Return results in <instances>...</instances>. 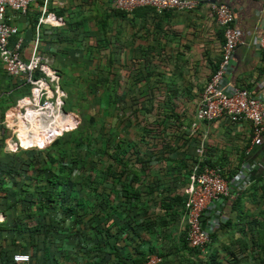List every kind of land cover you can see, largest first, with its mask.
<instances>
[{
    "label": "trees",
    "instance_id": "16d2710c",
    "mask_svg": "<svg viewBox=\"0 0 264 264\" xmlns=\"http://www.w3.org/2000/svg\"><path fill=\"white\" fill-rule=\"evenodd\" d=\"M34 4L40 6L42 1L35 0L28 11ZM108 6L113 15L129 12L115 8L111 0ZM140 9L154 11L140 7L131 12ZM28 11L24 16L33 31L40 9L36 8L33 16ZM48 11H54L62 19L63 27L75 31V40L83 41L90 37V33L94 36L95 44L86 45L89 55L108 42L105 34L110 14L66 20L63 7L53 1ZM90 21L94 22V28L87 25ZM62 37L68 39V35ZM90 59L88 57L86 61ZM145 69L148 77L153 75L149 66ZM105 70L110 68L107 66ZM142 74L141 68L134 85L142 81ZM118 79L119 76L109 80L106 74L101 77L105 88L98 101L106 113L116 107L121 97L116 93ZM152 86L151 83L145 88L140 87V93L146 94ZM29 92L30 85L25 83L24 77L9 76L0 67V156L4 139L10 136V131L1 123L3 116L18 98ZM167 92H164L160 104L165 112L161 119L165 127L172 118L180 117L175 111L177 97L174 91ZM63 108L72 111L66 102ZM141 108L147 107L143 105ZM81 119L78 127L67 136L56 138L46 148L19 149L8 156L11 160L0 157V212L7 215L10 211L12 214L10 220L5 218L0 223V264H10L12 255L17 252L29 253V264H140L149 254L164 256L159 240L164 235L161 225L178 221L182 216L185 195L179 189L186 186L192 166L199 163L201 169L204 163L218 164L223 167L224 174L229 170L220 161H198L197 136L174 135L157 154L151 153L143 159L137 143L112 131L107 137L101 134L96 138L93 131L96 118L82 114ZM131 152L142 163L139 169L131 168L129 164ZM153 156L162 162L159 170L149 169V158ZM94 157L98 158L96 163L88 167V159ZM108 158L110 161L106 163ZM117 165H121L120 170ZM151 206L159 212L153 217L148 216L154 213L149 211ZM223 225L226 221L210 234V239ZM258 228L257 232L264 238V221L258 224ZM184 232L180 238L183 249L189 250L190 254H199L198 249L189 246ZM261 254L264 257L263 242ZM164 262L162 258L158 264ZM261 263L264 264V260Z\"/></svg>",
    "mask_w": 264,
    "mask_h": 264
},
{
    "label": "crops",
    "instance_id": "0c3cea01",
    "mask_svg": "<svg viewBox=\"0 0 264 264\" xmlns=\"http://www.w3.org/2000/svg\"><path fill=\"white\" fill-rule=\"evenodd\" d=\"M53 1L63 7L66 20L110 14L105 34L108 42L103 43L102 52L107 53L111 62L127 57L131 67L138 63L143 70L144 88L159 82L163 97L167 90L174 91V95L182 99L178 111L186 124L194 121L203 88L221 59L223 29L211 12L210 2L225 3L232 9L235 25L240 31V42L232 54L227 79L234 86L264 99V52L257 46L264 31V0H199L197 7L189 11L170 10L156 14L149 9H140L125 15L111 14L110 0ZM94 5L99 9V15L90 12ZM36 8L40 6L34 4L28 14L33 16ZM9 14L28 45L33 37L29 20L26 16ZM63 34L68 35V39H64ZM70 34L74 35L75 31L63 26L44 25L42 29L41 48L48 46L55 66L62 68L69 64L67 59H72L78 51L77 47L73 48L72 40L75 39L69 37ZM145 66L154 72L150 77ZM188 103H192L190 108ZM199 126L208 137L206 151L200 159L223 162L229 169L225 170V176L233 189L219 205L226 225L211 237L206 248L208 255H194L181 246L180 238L185 231L183 215L178 221H167L161 225L164 235L160 239L164 264H206L205 260H209V264H262L264 238L257 232V226L264 221V133L258 141H252L248 122L232 123L226 117L201 122ZM11 154L4 146L0 157L11 160L8 157ZM244 171L248 173L245 188L235 190L237 180L243 178L240 172ZM6 214V220H10L11 212Z\"/></svg>",
    "mask_w": 264,
    "mask_h": 264
},
{
    "label": "built area",
    "instance_id": "2783aa9c",
    "mask_svg": "<svg viewBox=\"0 0 264 264\" xmlns=\"http://www.w3.org/2000/svg\"><path fill=\"white\" fill-rule=\"evenodd\" d=\"M35 0H0V66L12 77H24L30 85V92L21 96L7 109L1 123L10 131L5 140V150L15 152L19 149L46 148L64 132L79 123V117L65 110V92L60 86V75L48 55V46L41 48L44 25L61 27L63 21L54 11H48L53 0H41L40 14L28 44L20 34L19 26L11 21L9 13L26 15ZM114 7L124 11L149 7L156 13L165 11H189L197 7L199 0H111ZM60 5L58 1H53ZM210 9L216 22L223 29L221 59L217 69L211 73L201 93L194 113V121L187 126L193 133L201 122H211L226 117L232 123L248 122L252 129V141H258L264 133V99L251 94L244 88L236 87L227 75L231 66L232 54L240 42V31L235 25L232 9L225 3L210 2ZM260 52H264V31L257 41ZM29 52L27 53L26 48ZM204 139L198 144L196 156L201 161L204 155ZM199 163L192 166L191 174L183 188V228L190 247L206 255L210 234L226 218L219 205L231 191L224 169L218 164ZM243 178L237 180L235 190H243L248 173L240 172ZM5 215L0 212V223ZM264 245V242H263ZM30 255L17 252L12 255L10 264H29ZM162 256L157 253L147 255L140 264H158Z\"/></svg>",
    "mask_w": 264,
    "mask_h": 264
},
{
    "label": "rangeland",
    "instance_id": "374dc122",
    "mask_svg": "<svg viewBox=\"0 0 264 264\" xmlns=\"http://www.w3.org/2000/svg\"><path fill=\"white\" fill-rule=\"evenodd\" d=\"M97 10L99 9L94 5L90 12L99 15L100 12ZM87 25L90 28H94L93 21H90ZM69 37L73 39L76 38V33L74 35L70 34ZM45 43L50 45L48 42H43V44ZM72 43L74 50L76 47L78 48L76 55H73L75 58L67 59L69 64L62 68L54 64L53 66L60 75L59 83L65 92L63 101L66 102V106L72 110L70 112L75 113L77 116L80 115L79 117L81 118L82 114L93 115L96 118L97 124L93 130L95 131L96 138L101 134L107 137L112 132L118 134L119 137L129 138L139 145L142 151L140 157L143 159H147L151 153H154V155L157 154V151L163 144L170 142L174 138V135L178 134L185 135L184 137L197 136L199 143L204 139V151H206L208 139L206 132L204 133L202 129H199L191 133L187 128L190 123H184V121L181 120L183 117H179L178 119H176V117L172 118L168 127H165L161 123V119L165 114L163 108H160L161 101L163 100V87L161 88V84L152 82L153 86L146 91V94L140 93L139 88L143 87L144 82H137L136 85H134L135 78L138 77L137 73L141 71L142 68L138 63H136L134 67H131L130 63H127V57L124 59L119 58V61L113 60V62H111L107 57V53L102 52L101 49L96 52H91V55H89L86 45L95 44L94 36L91 33L90 37L83 39V41H81V39L72 40ZM26 50L28 53V47ZM48 55L52 57L51 53ZM87 56L91 57L88 62L86 61L88 58ZM107 66L110 68L108 71L105 70ZM105 74L109 76V80L119 76L116 84V93L121 95L116 103V107L110 108L107 113L98 101V97L102 96L104 92L105 86L104 83L101 82V77ZM149 98L151 101L148 100L147 102ZM175 102V111L181 115L178 111V107L181 105L182 99L178 97L175 99ZM191 104L192 103H188L187 107L190 108ZM143 105H146L147 108H141ZM81 118H79V122ZM78 126L79 124H77L76 127ZM73 129L64 132L59 137L67 136ZM128 157L130 159L129 164L131 168L134 167L139 169L141 167L142 163L136 160V154L131 152ZM97 159L96 157L88 159V167L94 165ZM149 159V169L159 170L162 162H158L155 156ZM109 161V158L106 159V163H109ZM101 164H98L99 167L102 166ZM117 166L118 170H120L121 165ZM106 182L109 183V181ZM131 184H133V182H131L130 185ZM156 210L157 208H155V206H151L149 211L154 213L148 214V216L153 217L156 213H159L158 210Z\"/></svg>",
    "mask_w": 264,
    "mask_h": 264
}]
</instances>
